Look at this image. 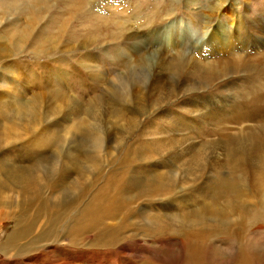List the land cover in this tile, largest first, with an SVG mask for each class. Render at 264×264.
Here are the masks:
<instances>
[{
  "label": "rangeland",
  "instance_id": "obj_1",
  "mask_svg": "<svg viewBox=\"0 0 264 264\" xmlns=\"http://www.w3.org/2000/svg\"><path fill=\"white\" fill-rule=\"evenodd\" d=\"M11 2L16 6L14 11L18 12L0 22V29L4 30L0 31V37L2 40H14V58L0 63L2 75L0 93L11 95L13 98L14 114L11 116L1 114L0 126L4 131L1 134L14 136L15 167L35 162L42 168L57 165L59 170L66 169L69 176L65 182L52 180L47 184V190H53L54 200L38 198L35 205L39 207L33 208L41 215L30 224V233L34 238L55 232V235L64 236L65 241L58 238L55 240V237L45 238L40 244H35L37 250H26V254L24 252L7 254V250H3L5 253L0 252V262L191 264L190 242L185 241L187 238L182 228L190 223L205 224L198 217L187 216L198 212L205 204L213 201L218 192L226 187L216 186V183L226 179L229 174L226 168L220 170L218 174L207 170L201 178L200 171L190 170L193 166L187 162L188 155L175 164L173 158L177 157L176 153L188 143L182 144L181 138H173L170 143L164 140L166 138L156 136V130L160 129L158 117L161 114L159 112L165 108L170 111L175 109L172 111H176L177 115L188 117L189 114L186 115L185 111L189 107L183 105L184 102L200 97V94L214 95L210 87H216L224 95L228 92L225 89L228 78L221 77L223 80L218 78L210 83L213 84L211 86L205 83L203 75L202 77L198 75L200 79L198 76L195 78L188 76V79L191 77L189 80L184 74L178 75L180 78L177 75L172 76L171 79L176 86L174 100L164 105L165 108L162 105L153 110L151 115L146 117L143 108L145 101L147 104L152 102L150 93L152 86L167 82L165 80L169 75L168 70L156 71L154 66L160 57L166 60L176 52L184 60L191 57L190 54L193 52L188 48L190 44L195 49L206 39L204 36L206 25L203 22L205 17L210 16L212 7L223 6V2L225 6L233 4L242 15L246 7L250 14L248 17L253 18L254 13L261 11L264 0H11ZM0 6H8L7 0H0ZM31 17L35 19L32 39L29 37L25 42L16 43L17 34L26 31ZM230 23H232L230 20L222 21L217 17L213 18L210 25L213 28L217 24L229 26ZM58 29L63 33L62 37L57 35ZM9 31H12V36L8 35ZM119 35L122 37L118 38ZM83 41L88 42L83 47H77L79 46L77 43L74 51H62L63 43ZM168 41L172 46L166 51L164 50L166 46L163 45ZM33 47L36 50L34 52ZM116 50L126 58L125 61H119L120 64L112 62V58L109 57L112 52L116 54ZM87 55L91 58L88 59ZM85 56L86 61L83 60ZM233 56L235 57L231 60L229 57L223 58L229 60L228 66H232L234 61L238 60L236 54ZM218 57L216 58L219 59ZM5 61L8 63L5 64ZM10 61H13L14 65L13 63L11 65ZM81 62L82 66L78 65ZM137 62L146 68L154 69L152 72L147 70L146 73L132 69V63ZM126 63H128L126 67H123ZM7 66L9 69L12 68L8 74L4 70ZM43 66L45 68H42ZM213 68L218 69L215 65ZM183 85H189L190 94L182 95V89H186ZM261 118L259 117L258 121L263 120ZM131 121L135 122L130 124ZM222 123L224 128L230 125L226 121ZM206 125L209 130L213 127L212 124ZM234 127L237 128V126L232 128ZM221 134L223 132L217 131L216 136L196 138L193 141L196 143L195 149H201L204 141L217 140L230 144L234 140L227 137L218 138ZM65 138H75L80 150H84L86 142L98 139L99 149L95 154L97 156L95 162L99 163L98 174L95 175V180H98L95 216L102 218L103 222L95 229L94 248L87 246L91 244L93 236L79 243L81 227L86 228V215L81 216L80 211L88 203L87 194L81 197L78 203L62 209L71 198L68 188L74 174L72 163L80 168L76 162L77 153H72L70 159L64 158L65 149L58 151L61 158L56 157L54 155L56 153H50V147L53 148L51 142L54 143L56 139L55 145H61L63 148L70 146V140L67 143ZM36 145L41 146V155L35 150L39 148ZM42 146L49 147L45 149ZM213 157L209 154L207 164L210 163V166L213 165ZM254 173L251 175L254 176ZM251 175L249 174V179L253 178ZM54 178L55 176L51 179ZM139 181L145 182L138 185ZM251 184L248 186L251 187ZM224 200L225 197L218 203L221 204ZM122 201H127V204L120 207L119 203ZM32 205L27 199L12 196L10 190L0 191V215L5 216L9 213L16 215L14 220L17 228L24 227L28 222V218L33 214ZM60 213L63 214L61 222L58 219ZM124 213L131 214L132 217L130 215L129 220L126 219L127 222L122 223L121 215ZM54 218L55 224H52ZM5 224L2 223L0 226V232L3 231V226H12L9 222ZM258 226L253 227L255 236H252L254 239L248 245L252 254L251 264H264V229ZM104 231L109 237L114 238L101 237ZM214 241L217 240L210 241L206 248L202 246L204 247L202 250L205 249L202 259L206 264H240L243 261L242 257L247 255L246 250L240 249V245L237 246V250L229 248L234 245L231 241ZM204 242L205 236L197 241Z\"/></svg>",
  "mask_w": 264,
  "mask_h": 264
},
{
  "label": "bare ground",
  "instance_id": "obj_2",
  "mask_svg": "<svg viewBox=\"0 0 264 264\" xmlns=\"http://www.w3.org/2000/svg\"><path fill=\"white\" fill-rule=\"evenodd\" d=\"M7 3L8 6H0V22L9 15L13 16L14 12H18L17 10L14 11L16 6H14L11 0H7ZM262 8H264V6L261 5V11L257 14L254 13L253 18H250L248 17L249 10H246V7L245 11H243V15L239 13L238 7L233 6V4L232 6H225L223 2V6L212 7L209 12L210 16H208L210 18L208 19V17H205V21L203 22L206 25V28H204V36L206 39L199 43L201 45L195 49L190 44L188 48L193 52L191 54L189 53L191 57L184 60V58L176 52V54H171L166 60L160 57V62L158 61L154 66L156 71L164 72L168 70L169 75L165 80L167 82L157 86L154 84V86H152L150 92L152 93V102L147 104L145 101V106L143 108L146 117L150 116L153 110L160 108L162 105H167L174 100L176 86L173 84L171 79L172 76L184 74L188 79V76H193L195 78V76L197 77L200 75V77H202L201 75H203V80L206 84L213 83L218 78L221 80V77L228 78V84H226L227 87L225 88L228 92L224 95H222L216 87L211 88L209 86L212 92L215 93L214 95L208 94L204 96L200 94V97L184 102L183 105L189 107V109L185 111L186 115L189 114L188 117L179 116L176 114V111H172L175 109L170 111L165 108V106V110H160L162 112H159V114H161L158 117L160 118V124L158 123L160 129L156 130V136H160L163 139L166 138L164 140L170 143H172L173 138H181L182 144L188 143L185 148L176 153L177 157L173 158L175 164L181 160L182 157L188 155L189 158L187 162L193 166L190 170L196 169L200 171L199 177L201 178L203 174L205 175V171L207 170L218 174L220 170L226 168L229 174L226 179L219 180L216 183V186H226L225 189L219 191L215 199L205 204L198 212L191 213V215L187 216L198 217L200 220L204 221L205 224L190 223L182 228L183 234L187 238L185 241L190 242L189 256L191 259L190 261H192L191 264H206L202 259V254L205 252V249L202 250L204 248L202 246L206 248V245L213 240H217L214 242H221L224 240L233 242L234 245L229 247L232 250H237V246L240 245V249L246 250L247 252V255L242 257L243 261H241L240 264H251L252 254L248 245L254 239L252 236L255 234V228L253 227L259 225L258 228L264 229V10ZM207 10L209 11V9ZM217 17L222 21H224V19L230 20L232 23H230L229 26L233 27L230 28L223 24H217L216 27L211 28V21H213V18ZM34 27L35 19L31 17L26 26V31L17 34L16 43L25 42L29 37L32 39ZM0 31L4 32L2 29H0ZM12 34V31H9L8 35L12 36ZM57 35L62 37L63 33L58 29ZM121 37L122 36L118 38ZM189 42L191 43V41ZM77 43H79L77 47H83V45L88 42L63 43L64 46L62 51H74L73 48ZM70 44L71 46H69ZM171 46L172 43L170 44V41H168L166 45H163L166 51L170 50L168 47ZM85 47L88 48L89 46ZM34 51L36 50L33 47V52ZM112 53H110L111 55L109 56L112 58V62L116 61L119 63V61L126 60L120 52L117 51L116 54L114 52ZM234 54H236L238 60L236 59L232 66H228L227 63L229 60L226 61V59L223 60V58L229 57L231 60L232 57H235L233 56ZM215 55L216 57L219 56V59L214 57ZM87 56L89 57L88 59L91 58L90 55ZM13 58L14 40H2L0 37V63L3 60H13ZM208 59L211 61H208ZM83 60H87L86 56L83 57ZM10 62L11 65L12 63L14 65L13 61ZM7 63L5 61V64ZM82 63L83 62L78 65L82 66ZM128 63L124 64L123 67H126ZM132 64V69L135 68L145 73L147 70L152 72L154 69L149 67L146 68L139 62ZM213 64L218 69H214ZM73 67H75V65ZM42 68L45 67L43 66ZM11 69L7 66L4 70L8 74L12 71ZM193 72L197 74L195 75ZM1 76L0 70V88L2 87ZM178 78L180 77L178 76ZM189 79H191V77H189ZM221 82L223 83V81H220V83ZM217 83H219V81ZM188 86H184L186 89H182V95L190 94L188 93L190 91ZM192 88L194 87H191V89ZM4 99L6 100L4 101ZM135 107H137V105H135ZM1 114H10V116L14 114L13 98L11 95L7 96L0 93V119ZM259 117H262L261 119L263 120L258 121ZM225 121L230 125L224 128L222 127V122ZM134 122L131 121L130 124ZM206 124H212L213 127L209 130ZM233 126H237V128H232ZM2 131L3 127L0 126V191L10 190L12 196L20 199H27L29 203L33 204V214L28 218V222H26L25 226L21 228H17L14 220L16 215L13 213H9L5 216L0 215V226L2 223L5 224L8 222L12 225L10 226L11 228L9 226H3V231L0 232V252L7 250V254H15L13 252H24V254H26V250L36 249L35 244H40L45 238L55 237V240L58 238L65 241L64 236L60 234L55 235V232H48L34 238L30 233V224L35 218L41 215L40 212L38 213L33 208L36 206V200H38V198H47V201L54 200L53 190H47V184L52 180L65 182L69 176V172L66 169L59 170L60 168L57 165L51 167L48 165L42 168L38 166L37 162L29 163L27 166H21L19 168L15 167L14 136L11 137L6 134H1ZM217 131L223 132L218 138L227 137L234 140L230 144L225 142L221 143L217 140L204 141L201 149H195L196 143L193 141L196 138L201 139L205 137L206 139L208 137H213L216 136ZM65 139L67 143L70 140V146L67 148H63L61 145L57 146L55 145L57 143L56 139L54 140L55 144L51 142L53 148L50 147V153H56L54 155L61 158L58 151L65 149L66 152L63 156L68 159H70L72 153H77L76 162L80 165V168H78L75 163H72L74 174L68 188L71 198L62 206V209L69 208L78 203V200L87 194L88 203L86 207L80 211L81 216L86 215V228L83 229L81 227L79 243H81L83 239L85 240V238L93 236L91 244L89 243L87 246L94 248L96 247V237H94L95 229L103 222L102 218H97L95 216V212L97 215L95 202L98 198V192L96 190V183L98 180H95V175L98 174L99 170V163L95 162L97 159L95 154L99 149L98 139L90 143L86 142V147L83 148L84 150H80V146L77 144L75 138ZM39 145L36 146L39 147ZM42 147L48 149L49 146ZM40 148L41 146L35 148V150L41 155ZM174 149L176 148L174 147ZM218 151H221V153ZM212 152L214 154H212ZM209 154L214 156L213 165L211 166L209 165L210 163L207 164V162H209ZM230 170H233L231 171L232 173ZM253 172H255L254 176L251 175ZM249 174L254 179H249ZM53 176H55V178L51 179ZM143 182L145 181H139L138 185H141ZM249 184H251V187L248 186ZM223 197H225V200L223 203L219 204L218 201ZM43 202H45V200ZM119 204L120 207H123L127 204V201H122ZM130 215L131 214L127 213L122 214L121 216L123 219L121 222H127L126 219H128ZM58 219L60 222L62 221V213L59 214ZM52 224H55V218ZM237 233L241 236L238 237L239 235ZM203 236H205L206 242L197 243ZM101 237L114 238V236L109 237L105 231ZM4 251L3 253H5ZM0 264L2 263L0 262ZM60 264H69V262L65 261V263L61 262Z\"/></svg>",
  "mask_w": 264,
  "mask_h": 264
}]
</instances>
